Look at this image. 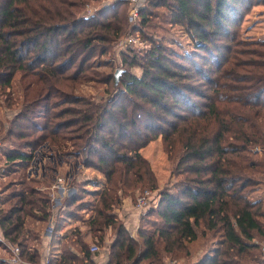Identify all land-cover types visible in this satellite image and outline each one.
<instances>
[{"label":"trees","instance_id":"1","mask_svg":"<svg viewBox=\"0 0 264 264\" xmlns=\"http://www.w3.org/2000/svg\"><path fill=\"white\" fill-rule=\"evenodd\" d=\"M87 1L0 0V90L16 75L24 83L21 109L8 118L10 144L0 155L9 175L15 174L0 184L3 202L11 205L0 209L4 239L19 245L27 260H38L26 243L39 241L28 219L48 223L53 210L48 192L28 170L35 151L49 144L52 155H44L42 173L47 185L65 164L73 174L88 167L104 177L91 193L95 215L89 225L100 247L112 229L107 264H168L169 255H190L194 242L207 250L212 240L213 254L195 264H264V198L252 197L264 175V159L254 158L264 147V39L240 37L245 16L264 0H151L139 10L135 28L151 47L144 54L133 46L122 52L119 83V68L94 69L123 34L126 16L118 8L126 2L81 14ZM154 8L165 9L164 21L185 29L193 44L189 52L145 32L153 26ZM135 66L141 76L132 72ZM92 80L106 86L105 97L77 94ZM158 138L184 179L176 190L162 192L134 237L115 208L139 186L159 189L141 152ZM77 189L65 200L69 211L86 192ZM63 238L52 264H97L78 230ZM0 264L10 263L0 258Z\"/></svg>","mask_w":264,"mask_h":264},{"label":"rangeland","instance_id":"2","mask_svg":"<svg viewBox=\"0 0 264 264\" xmlns=\"http://www.w3.org/2000/svg\"><path fill=\"white\" fill-rule=\"evenodd\" d=\"M116 1L117 0H88L87 1L88 3H86L85 8L81 11V14H87V13H90V11L93 12L96 9H99L101 6L111 5ZM124 1L126 2V4L121 5L118 8V10L120 12V15L126 16V27L124 28L123 34L120 36V38L113 43L112 51L109 54L102 56V57H98L96 59V62H95L96 68L94 69L95 71L103 72V73H111V72H114V68H122L123 67L122 52H124L129 46H133L138 52H140V54H144V52L151 47V42L148 39L146 40L145 38L146 36L144 35L143 31H135V28H138L140 26V16L139 15L135 19H132V10L134 8L135 3L132 2V0H124ZM150 1L151 0H140L137 5L139 6L140 9L143 7H148ZM154 12L155 14L152 17L153 26L147 27L145 29V32L149 34L150 36H152L155 40H159V41L163 40L168 46L172 47L173 49L183 54L189 52L193 44H192V40L190 39L185 29L180 25L169 24L167 23V21H164V17H165L164 13L167 12L165 9L154 8ZM139 14H140V11H139ZM240 37H242V39L245 41L264 39V4L255 5L250 11V13H248L245 16L244 21L241 26V30H240ZM126 39H134L136 41L133 43H128L125 46H122ZM131 70L134 74L138 76H141L142 74V69L138 66L133 67ZM96 82H97L96 80H92V81H87V82L82 83L81 86H79L77 90V94H80L86 97H94L97 100L102 98V96L105 97L104 90L106 86L100 83H96ZM107 95L109 94H106V96ZM8 97L12 99L11 100L13 102L12 104H9L10 99H8ZM23 100H24V83H22L20 79V75H16L10 87L0 90V125L2 126V129H3L0 135L2 137L4 136L3 138L5 139V142H6L5 148L7 145L10 144L9 139L6 137V134H5L9 126L8 118L10 117L12 118V116L15 113L20 111L21 103ZM256 150H258L257 151L258 155H255L254 158L256 157L257 159H261V158L264 159V147L262 146L257 147ZM65 151H68V149ZM141 152L146 158H148L151 161L152 168L158 175V180H159V189L153 190L150 187L144 188V187L139 186L133 189L132 194H130L132 197V201L134 202V204H136L137 199L141 195L145 194L147 190L150 191V193L147 196V199H149L151 203L148 206V208L141 211L143 212L142 216H144L148 214V212L152 210L153 207L157 206V204L159 203L161 199L162 192H164L168 188L169 189L171 188L172 190L174 189L176 190V187L178 188L180 186V183L182 182L184 177L182 175L174 173L176 164H173L169 160L168 155L164 150V144L161 138H158L157 140L151 142L149 145L144 147L141 150ZM48 153L52 155V151L50 150L49 144L46 145L45 148H43L42 152H38V153L36 152L34 156L41 163L43 158H44V161H46L45 160L46 156L44 157V155H47ZM0 164L4 167L6 166L4 160L3 162L1 161ZM9 172H10V175L7 170L5 174H2L3 176H6V177L5 179L3 178L0 180L1 185L8 183L9 181H11L12 177H14L15 174L11 171ZM85 173L89 174V176L87 177L84 176ZM96 173H100V172L94 170L93 168L83 167L80 173L73 174L67 164H65L64 166H60L59 174L61 175V177H66L67 181H69L71 185L70 184L67 185V191L60 189L59 192L64 191L66 194H69L70 193L69 191L73 189L77 190V187L80 188V186L83 187V183L86 181V178L91 179V181L89 182H92L93 178L96 176ZM262 176H263L262 182H261L262 185L259 186L252 193L253 198H258V197L264 198V175ZM43 178L44 177L36 178L40 180L39 182L40 184H38L37 186L39 189H42L43 191L48 192L51 198V202H52L51 208L53 210L55 208L53 207L54 201H52V194H53L52 192L55 193V191L52 190V185L49 186L45 183V180ZM119 194H121V191H119ZM3 200H6V198H3ZM94 200L95 199H93L92 204L94 203ZM2 203L4 204V206L0 207V209L7 212L11 207L10 203L9 202L8 203L2 202ZM155 217L156 216H153L150 218L154 220ZM30 221L31 219H28L29 223ZM29 223H28L29 229H32V231L37 230L38 227L36 226L37 225L36 221L33 220V224H29ZM143 223L145 226L149 227V225H147L145 221ZM46 229L47 228H43L44 232L46 231ZM133 229L134 227L130 228L131 231H134ZM38 232H40L39 229H38ZM35 242L36 241L33 240L32 238L31 240L30 238L26 240V243L29 246L35 245L36 244ZM263 243L264 241H262L260 244H263ZM198 245L199 243H197V246ZM105 247L106 246H104V248ZM0 256H6L3 253L2 249H0ZM262 257L263 256H261V260L264 261V257L263 258ZM169 261H176L178 264H189V255L185 254V252H178L177 255L171 254L167 258L166 262L168 263Z\"/></svg>","mask_w":264,"mask_h":264},{"label":"crops","instance_id":"3","mask_svg":"<svg viewBox=\"0 0 264 264\" xmlns=\"http://www.w3.org/2000/svg\"><path fill=\"white\" fill-rule=\"evenodd\" d=\"M83 173V172H82ZM81 173V174H82ZM84 176H89V174H84ZM101 173H96V176L91 179L86 178V181L83 183L84 196L80 197L77 203L70 209L65 204V200L67 197L73 196L77 193V190L69 191V194H66L64 191L59 192L58 198L54 200L53 214L50 220L45 223L37 222V234L39 236V241H36L35 245L29 246V250H37V261L32 262L26 259L27 261L34 264H42L44 259L48 256L50 260H55L58 258L61 250L63 248L61 239L68 233H71L73 230H78L81 233L82 239L91 247L93 244H98L92 234L91 227L89 222L95 215L94 207H93V193L98 190L102 183L105 182L104 177ZM98 182V183H97ZM71 185V184H70ZM91 187V188H89ZM71 188V187H70ZM61 198V199H59ZM59 199V200H58ZM60 201V202H59ZM119 219L125 224V226L130 230L131 227H134V231L130 232L134 237L137 236V230L140 225V220L142 218L143 212L137 209L136 204L132 201L131 196H127L123 199L122 204L115 208ZM54 225V229L51 232L50 227ZM43 228H47L44 232ZM36 229V228H35ZM38 229L40 232H38ZM43 230V231H42ZM42 231V232H41ZM44 232V233H43ZM114 239L112 234V229L110 228L106 235V247H101V251L95 254V260L97 264H107L109 261V245ZM197 243L194 242L190 244V255H189V264H195L197 260H199L203 255L209 254L212 255L214 250L216 249L215 241L212 240V247L205 250V247H201V245L197 246ZM214 243V244H213ZM200 244V243H199ZM100 246V244H98ZM3 253L6 256H0L7 261V258L11 255L10 250L6 247H0ZM73 250L79 255L81 254V249L79 246H74Z\"/></svg>","mask_w":264,"mask_h":264},{"label":"built area","instance_id":"4","mask_svg":"<svg viewBox=\"0 0 264 264\" xmlns=\"http://www.w3.org/2000/svg\"><path fill=\"white\" fill-rule=\"evenodd\" d=\"M139 1L140 0H132V2L135 3L134 8L132 10V19H135L139 15L140 8L137 5ZM93 13H94V11L93 12L90 11L89 15H92ZM135 41L136 40H134V39H126L122 46H125L128 43H133ZM3 137L0 135V155H2L4 153V150H5L6 142H5V139ZM42 150H43V148H40L36 152L37 153L38 152H42ZM0 163H1V161H0ZM44 164H45L44 158H43V160L40 163L39 160H37V158L35 157L33 162H32V164H31V166H30V168H29V170H28L29 177H31V178L32 177H34V178L42 177ZM5 172H6V166L4 167V166H2L0 164V180L3 179V178L5 179L6 176L2 175V174H5ZM68 180H70V179H68ZM68 182L69 181H67L66 177H61V175H58L57 180L52 185V190L55 191V193L52 192L53 193L52 194V201H54L56 198H58L60 189H62V190H66L67 189V185L70 184V182L69 183ZM149 193H150V191L147 190L145 192V194L141 195L137 199L136 207H137L138 210L143 211L146 208H148V206L150 205L151 201H149V199H147V196H148ZM3 197H4L3 194L0 192V207L4 206V204L2 203L3 202ZM50 228H51L50 231L52 232L53 229H54V225H52ZM1 236H2V233L0 232V240L5 244V246L10 250V253H11V255L7 258V261L10 264H34V263H31V262L27 261L23 257V255L21 253V247L19 245H15V244H12L10 242H6V240L4 238H2L3 236L2 237ZM90 250L93 253H97V252L101 251V247L98 244L95 243V244H93L90 247ZM261 250H262V253H263V256H264V243L261 244ZM42 264H52V263H51L50 258L47 256L44 259V262ZM168 264H178V263L176 261H169Z\"/></svg>","mask_w":264,"mask_h":264},{"label":"water","instance_id":"5","mask_svg":"<svg viewBox=\"0 0 264 264\" xmlns=\"http://www.w3.org/2000/svg\"><path fill=\"white\" fill-rule=\"evenodd\" d=\"M123 71H124V70H123L122 68H119V69L116 71V73H115L116 83H119Z\"/></svg>","mask_w":264,"mask_h":264}]
</instances>
